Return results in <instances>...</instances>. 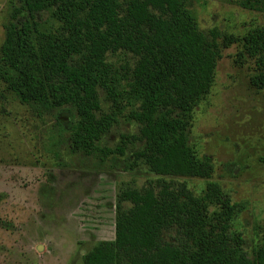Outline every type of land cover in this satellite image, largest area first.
<instances>
[{"label": "trees", "instance_id": "obj_1", "mask_svg": "<svg viewBox=\"0 0 264 264\" xmlns=\"http://www.w3.org/2000/svg\"><path fill=\"white\" fill-rule=\"evenodd\" d=\"M239 5L264 11V0ZM189 6L190 0H21L5 27L0 83L36 116L74 108V152L104 161L139 141L130 170L141 163L160 177L209 180L212 159L199 157L189 142L194 110L211 93L223 50L233 45L242 47L238 62H255L251 84L264 89V28L242 37L217 28L205 34ZM119 54L130 60L109 59ZM100 92L110 113L102 112ZM120 118L138 124L139 135L102 148ZM240 212L215 182L200 195L164 179L129 187L117 195L115 240L99 243L84 264H264V246L250 258L232 231ZM166 233H173L170 240Z\"/></svg>", "mask_w": 264, "mask_h": 264}, {"label": "rangeland", "instance_id": "obj_2", "mask_svg": "<svg viewBox=\"0 0 264 264\" xmlns=\"http://www.w3.org/2000/svg\"><path fill=\"white\" fill-rule=\"evenodd\" d=\"M239 2L190 0L189 8L205 34L217 28L242 37L264 28V11L246 10ZM20 5L21 0H0V48L10 10ZM43 22L52 26L48 13ZM241 50L240 45L223 50L211 93L193 113L189 142L199 157L212 159L215 172L209 180L160 177L141 163L130 170L134 153L143 147L139 141L129 143L124 156L104 161L74 152V108L36 116L0 83V264H84L99 243L115 240L118 193L155 186L160 179L185 184L196 195L209 182L219 183L241 206L232 231L241 234L252 258L264 246V89L252 86L256 64L238 62ZM109 59L122 65L130 57ZM100 99L102 112L110 113L103 92ZM139 130L120 118L100 146L115 149L122 137L138 136Z\"/></svg>", "mask_w": 264, "mask_h": 264}]
</instances>
